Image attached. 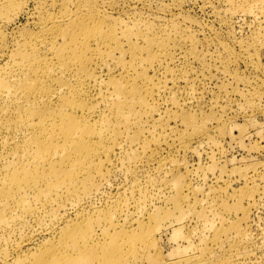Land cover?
I'll use <instances>...</instances> for the list:
<instances>
[{
  "label": "rangeland",
  "instance_id": "rangeland-1",
  "mask_svg": "<svg viewBox=\"0 0 264 264\" xmlns=\"http://www.w3.org/2000/svg\"><path fill=\"white\" fill-rule=\"evenodd\" d=\"M0 202V264H264V0H0Z\"/></svg>",
  "mask_w": 264,
  "mask_h": 264
},
{
  "label": "bare ground",
  "instance_id": "bare-ground-1",
  "mask_svg": "<svg viewBox=\"0 0 264 264\" xmlns=\"http://www.w3.org/2000/svg\"><path fill=\"white\" fill-rule=\"evenodd\" d=\"M115 95H116V94H115ZM115 95H114V96H115ZM116 96H118V95H116ZM116 96H115V97H116ZM119 96H120V95H119ZM119 96H118V97H119ZM113 98H114V97H113ZM121 100H122V99H121ZM28 104H29V103H28ZM59 149H60V148H59ZM62 151H63V150H62ZM55 152H56V151H55ZM60 154H61V153H60ZM60 154H59V155H60ZM54 156H55V154H54ZM93 156H94V155H93ZM91 159H92V158H91ZM174 183L176 184V181H175V180H174ZM174 183H173V184H174ZM177 183H179V181H177ZM175 184H174V185H175ZM176 185H177V184H176ZM174 187L176 188V186H174ZM174 187H173V188H174ZM67 188H68V187H67ZM20 189H21V188H20ZM22 189H23V188H22ZM27 189H28V188H27ZM23 190H24V189H23ZM175 190H176V189H175ZM27 191H28V190H27ZM183 193H184V192H183ZM21 194H23L24 197H25V196L28 194V192L26 193L25 191H22ZM25 194H26V195H25ZM23 195H22V196H23ZM0 204H3V203L0 202ZM125 218H126V217H125ZM105 229H106V228H105ZM154 248H155V246H154ZM61 249H62V248H61Z\"/></svg>",
  "mask_w": 264,
  "mask_h": 264
}]
</instances>
